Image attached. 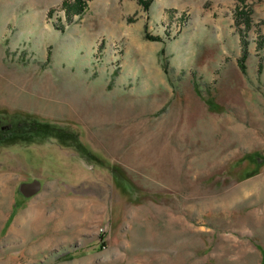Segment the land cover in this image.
I'll use <instances>...</instances> for the list:
<instances>
[{
    "label": "rangeland",
    "instance_id": "obj_1",
    "mask_svg": "<svg viewBox=\"0 0 264 264\" xmlns=\"http://www.w3.org/2000/svg\"><path fill=\"white\" fill-rule=\"evenodd\" d=\"M62 1L0 0V264H264V0Z\"/></svg>",
    "mask_w": 264,
    "mask_h": 264
},
{
    "label": "trees",
    "instance_id": "obj_2",
    "mask_svg": "<svg viewBox=\"0 0 264 264\" xmlns=\"http://www.w3.org/2000/svg\"><path fill=\"white\" fill-rule=\"evenodd\" d=\"M88 1L90 0H73L70 2V0H63L61 2V6L63 7L65 11V17L67 20H71L73 16L75 15H81L87 7ZM143 7L145 11L149 9V6L151 4V0H137ZM53 10H49L50 13H52ZM236 21H242L246 28L249 29L251 25V18H250V11L245 10L244 8H239L236 11ZM147 37L151 40L160 41V36H152L148 35ZM244 38V36H243ZM246 44L247 42L243 40V55L240 58L239 64L240 67L244 70V59L246 57ZM261 44V42H260Z\"/></svg>",
    "mask_w": 264,
    "mask_h": 264
}]
</instances>
